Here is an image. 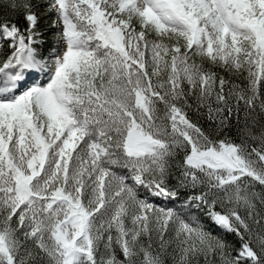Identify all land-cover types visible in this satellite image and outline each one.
I'll list each match as a JSON object with an SVG mask.
<instances>
[{
  "label": "snow or ice",
  "instance_id": "obj_1",
  "mask_svg": "<svg viewBox=\"0 0 264 264\" xmlns=\"http://www.w3.org/2000/svg\"><path fill=\"white\" fill-rule=\"evenodd\" d=\"M0 264H264V0H0Z\"/></svg>",
  "mask_w": 264,
  "mask_h": 264
}]
</instances>
